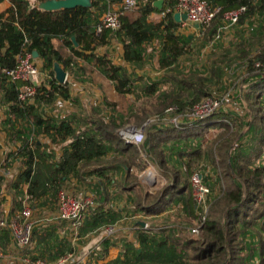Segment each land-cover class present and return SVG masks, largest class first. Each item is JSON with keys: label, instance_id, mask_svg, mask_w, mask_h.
I'll list each match as a JSON object with an SVG mask.
<instances>
[{"label": "trees", "instance_id": "trees-1", "mask_svg": "<svg viewBox=\"0 0 264 264\" xmlns=\"http://www.w3.org/2000/svg\"><path fill=\"white\" fill-rule=\"evenodd\" d=\"M2 1L4 0H0V3ZM6 1L10 6L0 13V92L8 114L5 123L11 131L7 133L8 138L12 140L17 137L20 142L18 150L6 156L11 158L14 155L13 159L17 158L20 164L14 180L4 187V190L7 189L12 194L14 209L19 210L25 200L35 211L43 207L49 198L54 206L57 189L63 187L69 178L80 181L86 177H95L98 179L96 205L85 213L78 235L114 225L119 214L107 207V203L111 198V188L116 187L117 183L113 175L120 170L124 177L118 187L135 191L137 211L156 214L162 207L170 204L174 195L179 194V201L185 202L183 212L192 221L196 217L189 180L201 157L183 165L182 175L179 168L175 169L174 162L175 158H182L187 153L181 151L177 154L168 148L181 140L203 138L212 129H216L210 155L214 156L217 167L220 168L223 188L219 195L212 198L198 235L192 234L190 230L189 233L178 230L174 234V230L166 229L163 238L155 241L140 234L138 241L141 252L134 250V254L137 261H145L144 264H264V166L250 167L247 159L239 151L236 152L243 134H247L253 127L259 128L264 120V70L254 67L256 61L264 63V42L252 56L246 52L247 49L250 51L249 44L255 36L241 39L237 44L244 49L242 58L247 70V77L241 82L247 85V78H254L246 89L243 88L242 107L246 112L243 121L221 114L219 110L201 121H183L176 127L170 125L149 130L146 133L147 146L143 144L139 148L121 140L116 129L127 122L141 125L155 114L161 115L169 105H176L182 113L186 112L195 103L210 97L208 88H203L205 77L197 76L195 80L198 86L191 85V100L183 102L177 97L173 101L158 100L148 104L151 109L146 108L147 103L138 110L133 102L124 100L119 103L105 97L103 108L111 114L108 118H101L100 112L93 109V118L86 117L87 125L91 126L89 130L87 126H81L80 122L74 124L72 119L62 118L58 122L49 119L39 110L44 105H53L57 97L70 99L67 83L59 84L56 81L53 65L57 63L67 74L76 75L85 71L84 67L78 65L77 58H92L99 73L114 82L118 94L124 96L133 93L134 82L127 71L106 56L97 57L93 54L97 48L106 45L110 37L120 39L123 60L127 64L141 62L147 46L154 40L161 44L158 52L159 67L175 63L189 50L193 39L176 35L180 23L174 20L170 12L157 23L150 22L147 18L151 13H161L167 7H172L177 0L165 1L161 10L156 9L151 2L143 4L138 8L139 16L136 19L122 16L117 31L102 29L100 33L96 32V26L106 8V0H90V7L87 8L57 11H43L39 7L48 0ZM206 1L213 8H220L210 24L200 29L206 43L214 39L217 30L225 23V13L242 6L246 10L238 18L237 25L256 18L257 28L249 31L255 33L264 28V0ZM72 37L74 41L71 40ZM263 37V33L257 35L262 41ZM54 41H59L67 48L69 55H64L62 49L54 45ZM24 50L36 52L35 60L41 62L42 70L49 75L46 81L49 89L42 83L36 86L32 102H20L17 96L22 83H13L1 73L2 69L13 68L16 56ZM87 52L88 55L85 54ZM150 88H154V85L147 89ZM123 107L125 117L112 114L115 112L117 115L118 110ZM129 107H132L134 114ZM16 121H22L21 129H16ZM42 136L62 146L60 156L56 157L53 152L44 148L39 141ZM141 151L148 162L165 174L170 172L173 178L159 194L144 193L140 185L137 174L146 167L140 156ZM4 167L12 169V165L8 163L3 164V170ZM3 181L4 177L0 176L1 185ZM24 185L27 189L23 193ZM185 192L190 193L182 197ZM3 200L0 197V202ZM158 206L160 207L157 208ZM36 228H39V224H35L32 231V241L36 236L37 247L44 235L38 236ZM179 231L184 232V235L179 236ZM8 237V232H0V239L7 241ZM103 243L108 246L106 239Z\"/></svg>", "mask_w": 264, "mask_h": 264}, {"label": "crops", "instance_id": "crops-1", "mask_svg": "<svg viewBox=\"0 0 264 264\" xmlns=\"http://www.w3.org/2000/svg\"><path fill=\"white\" fill-rule=\"evenodd\" d=\"M120 1L121 0H106V6L107 2H110L112 6L117 7L119 6ZM156 1L157 0H138L135 8L138 9L143 4L148 2L154 4ZM162 1L164 4V2L167 0ZM9 6L10 4L8 1H2L0 3V13L5 11ZM130 13L131 12L124 16H127L131 20H134L139 16V13H137L136 15H132V18L129 16ZM147 19L150 22L157 23L162 18L160 13H151ZM256 22V18H251L244 24L235 26L237 30H233L232 33H227L226 37H231L240 43L241 39L248 37V32H253L249 31V29L257 28ZM177 23H180V26L176 31V35L182 37L187 36L189 39H193L189 50L184 55H186L191 50V54L193 52L196 54L199 53L200 47L198 48V43L204 46L200 54L209 55L213 51L212 54L214 55L211 54V57L208 58L206 64L194 65V69H188L186 71L187 74H185V72L179 74L181 77L180 79L176 80L173 79L170 73L172 71L183 70L185 68V64L182 62L184 55H182V57H180L170 66L160 68L158 52L160 50L161 44H157V41L154 40L149 46H147L145 57L141 62L137 64H127L123 60V48L120 39L110 37L107 39L106 45L97 48L93 54L97 57L106 56L115 65H118L127 71L134 82L133 93L125 94L124 96L118 94L115 90L114 82L106 79L99 73L98 69L92 62V58H88L87 60H84L83 58H77L76 60L78 65H80L82 68L84 67L85 71L83 70L81 73L76 75L72 73L68 75L69 87H72V90H70L67 83L70 99L63 100L62 98L57 97L53 105H44L39 111L45 114L47 118H51L57 122L62 118L72 119L74 124L80 122L82 124L81 126H87V129L89 130L91 129V126L87 125L86 117L93 118V109H97L100 112L101 118H108L111 114L110 111L103 108L102 103L105 97L110 101L119 103L124 102V100L133 102L135 103L138 110L146 103V108L151 109V107L148 105L149 103H156L158 100L163 102L173 101L175 100L174 97H177L178 100L184 102L185 100H191V92L193 91L191 85L194 84L193 86L197 87L198 83L195 79L197 76H201L205 77V80L203 81V88H208L210 93L211 86H218V94L224 89L223 86L229 87V89L224 90L222 93L223 96L219 97L224 99L226 102V107H222L219 112L221 114L232 116L237 121H243V117L246 114L244 108L242 107V95L244 93L243 88L246 89V86L254 81L252 76L247 78V85H244L240 80L244 74V77H247V72H245L247 71L246 64L243 62L242 58V51H244L243 47L238 46L237 43L235 45V51L232 50L231 53L227 52L226 50L222 51V48H219L221 45L218 44H222V46L225 47L226 43L228 42L226 41L225 36H222L221 40L219 41L212 40L211 42L206 43L204 41V36L200 31H197L194 27L190 26L184 21ZM189 28L191 30H189ZM190 33H194V35H191ZM54 45L61 48L64 55H69V50L64 48L59 41H54ZM192 47L194 49H192ZM217 49L218 51H216ZM246 53L252 56L256 52L250 53V51L247 49ZM85 54L88 55V52ZM36 62L38 65H41L40 61L36 60ZM236 68L239 71H234ZM219 71H222L223 75L222 72ZM97 74H99L100 77L98 76L93 82V77ZM183 74H185V76L182 78ZM215 77H218V84L213 81ZM152 85H154V88H150V90H148L147 88ZM89 90L98 94V96H96L98 98L96 99L95 96L91 95ZM70 91H74L73 94H71ZM88 100L93 105L90 110H86L84 112L82 111L83 108L79 109V106L83 107L84 102H87ZM60 102H65V104L70 102L78 108L75 110L72 109L68 112L66 111L65 115L63 112H55V107L57 104L59 105ZM94 103H97V105L94 106ZM124 105L125 103L123 106ZM173 106L177 107L176 105L167 106L161 117L165 116L166 109ZM129 108L131 110L130 112L134 114L132 107ZM178 109L179 108L177 107L176 115L178 113H182V111ZM118 111L119 112L117 115L115 112L112 114L114 116H126L124 113L125 107ZM173 115L175 114H171L170 116ZM154 116L158 115L155 114ZM154 116H152L151 119H153ZM7 117L8 114L6 105L4 104L0 92V164L4 159H6V163L12 165L13 169V171L10 169L12 171L11 178L4 179L2 185L0 184L2 187L0 188V197L4 198L1 206L2 210L4 211H8L13 203L12 194L8 193L7 189L4 190V187L14 180L17 171L20 169L18 159H13L14 155H12L11 158L6 157L8 154L16 152L20 147V142L17 141V137L12 140L8 138L9 136L7 133H10L11 131L9 125L5 123ZM222 117L224 116L222 115ZM15 124L16 129H21L23 126L22 121H16ZM123 125H130L143 129L144 141L140 145H134L139 148L143 144H146L147 146L146 139H148V136L146 133L149 130L164 127V125L160 123H152L147 127L144 126L143 123L141 125H136L133 122H127ZM262 127H264V120L259 128H251L250 131L247 134H243L242 138L239 140L240 146L236 152L239 151L242 156L247 159V163L250 167L264 166V129H262ZM215 135L216 129H212L208 136L198 139L191 138L187 140H181L171 144V148H168V150L176 152L177 154L181 153V151L187 153L184 156H181L182 158H175L176 160L174 162L175 169L178 170L179 168L178 171H180V174L182 173V175L183 172L181 171V167L183 165L190 163V161H195L198 156L201 157L198 161H200L201 164L207 168L206 172H203V174L205 182L211 189V198L219 195L223 188L220 168L217 167L214 156L210 155V150L213 148L212 144ZM39 141L44 146V148H46V150L53 152L56 157L61 155L62 146L60 144L51 142L50 139L45 136H42ZM140 153L141 158L146 163V167L143 170L147 173V176L149 173H154L159 177L158 184L155 186V188L153 187L154 189L151 187L152 185H145L147 191L144 188L143 191L144 193L148 192L149 194L155 195V192L161 187L171 183L173 178L170 172L165 174L153 163L148 162L144 152L141 151ZM123 177V172L120 170L119 173L113 175V178L117 181V183L116 187L111 188V198L107 203V207L112 208L114 211H116V213L119 214V219L114 225H108L106 227L99 228L96 231L85 233V235H78V237L75 238L74 228L68 222L57 220L56 206L55 204L53 206L49 202L51 201L49 198L43 207H39L37 210L33 211V218L40 221L37 223L39 224V228H36L39 232L38 236L44 235L40 245L36 247V236L31 242V245L24 249L15 247L10 236L8 237L7 241L0 239V264H26V259H31L34 257H43L48 261H56L68 253L73 255V258L69 264H144L145 261L139 263V261L136 259L137 256L134 254V250H137L138 253L141 252L138 241V236L140 234H144L150 239L159 241L163 238V232L166 229L174 230V234L178 230H185L187 233H189V230L193 226L195 220L190 221L187 218L186 213L183 212L185 202L179 201L181 198L179 194L174 195L170 204L165 208L162 207L161 211L156 212V214H145L135 209V191L133 190V192L123 190L122 188L118 187L122 183ZM96 183H98V179L95 177H86L80 181L69 178L64 183L63 187L57 189V191L65 190L77 198L85 196L95 197V191L97 190ZM215 184H218V189L215 187ZM158 187L160 188L157 189ZM22 188V192H26L27 186L24 185ZM187 193L189 195L190 192H185L182 197H185ZM159 207L160 206L157 208ZM147 223L148 227L144 229L143 226L145 224L147 225ZM109 226L114 227L115 230L111 235H108L105 232V229ZM183 235L184 232L181 233L179 231V236ZM105 239L108 241V246L103 243ZM154 244L152 246H154ZM60 250L63 251L61 252ZM59 253L61 254L59 255Z\"/></svg>", "mask_w": 264, "mask_h": 264}, {"label": "built area", "instance_id": "built-area-1", "mask_svg": "<svg viewBox=\"0 0 264 264\" xmlns=\"http://www.w3.org/2000/svg\"><path fill=\"white\" fill-rule=\"evenodd\" d=\"M138 0H121L119 6L114 7L110 2H107L105 11L103 12L99 23L96 26V32L100 33L102 29H110L117 31L120 28V18L129 12H132ZM245 7H240L235 11L225 13V23L217 30L214 41H219L222 34L230 27L236 26L238 18L245 12ZM220 11L219 7H212L206 0H177L172 7H167L160 13L163 18L167 13L186 15L187 19L184 21L190 26L198 25L196 29L200 31L201 28L206 27L214 19L216 14ZM256 69L264 70V63L256 61L254 63ZM13 83H22V87L18 91V100L20 102H32L36 95V86L39 84L47 85L49 78L48 72L42 70L41 65H38L33 58L32 53L24 50L16 56L15 66L11 69H2L1 71ZM67 76V74H66ZM66 81V80H65ZM65 83V82H64ZM63 83V84H64ZM224 99H217L210 96L202 99L200 102L192 105L186 112L178 113L176 115L177 107H169L165 111V116L161 119H153V123H160L162 125L178 126L180 122H196L207 119L214 115L222 108ZM171 114H175L170 116ZM118 137L129 145H140L144 141V133L142 128L126 125L116 130ZM147 177V175H146ZM158 176L146 182L147 186L152 188L158 184ZM146 179V178H145ZM144 179V181H145ZM191 196L194 202L195 221L190 228L192 234H198L202 227L211 198V189L204 180V174L200 169L193 171L190 176ZM150 187V188H151ZM154 189V188H153ZM57 220L68 222L74 228V237H78L79 228L83 224V218L88 209L95 206L94 200L91 196L81 198L74 197L72 194L65 190H58L56 192ZM39 220L33 218V210L27 203L22 202L21 208L14 209V205L0 214V232H8L13 245L19 249L27 248L32 242V231L34 225L39 223ZM147 228L146 225L143 226ZM114 227H107L106 234L111 235L114 233ZM73 255L68 253L56 261H48L45 258L34 257L26 259V264H69ZM97 264V263H96Z\"/></svg>", "mask_w": 264, "mask_h": 264}, {"label": "rangeland", "instance_id": "rangeland-1", "mask_svg": "<svg viewBox=\"0 0 264 264\" xmlns=\"http://www.w3.org/2000/svg\"><path fill=\"white\" fill-rule=\"evenodd\" d=\"M138 13V9H134V11H132L130 14H129V16H131L132 18H133V16L132 15H136ZM258 23V20H257V22H256V24ZM238 26V25H237ZM259 26V25H258ZM261 26H263L262 25V23H261ZM189 30H191L190 28H189ZM233 30H237L236 28H235V26H233V27H230L228 30H226L224 33H226V34H222L223 36H225V38H226V41H228L227 43H226V45H225V47H223L222 46V44H218V45H221V46H219V48H222V51L223 50H226L227 52H229V53H231L232 52V50L233 51H235V45L238 43L236 40H234V39H232L231 37H226L227 36V33H232V31ZM249 30H251V29H249ZM241 31V30H240ZM264 34V28H263V30H258V32H255V33H252V32H248V37H244V39H248V38H250V37H252V36H255V37H252L253 38V40L250 42V44H249V48H250V53H254V52H256V51H259V49H260V47H261V44L264 42V41H262L260 38H257V35H261V34ZM191 34V33H190ZM191 35H194V33H192ZM264 38V37H263ZM213 41H214V39H213ZM198 45V48L200 47V50H199V53H195V52H193L192 54H191V52H192V50L191 51H189L186 55H184V57H183V59H182V62L185 64L184 65V69L183 70H175V71H172L170 74H171V76L173 77V79H180V77L181 76H179V74H181V73H183V72H185V74H187L186 73V71L188 70V69H190V70H192V69H194L193 68V66L194 65H202V64H206L207 63V61H208V58H210L211 57V54L213 53V51L209 54V55H207V54H200V52L202 51V48H204V46H202L200 43H198L197 44ZM194 48H195V46H194ZM193 47H192V49H194ZM218 48V47H217ZM256 50V51H255ZM195 51V50H194ZM216 51H218V49L216 50ZM217 53V52H216ZM212 55H214V54H212ZM204 56V57H203ZM234 59V58H233ZM211 63H212V61H211ZM237 64V63H236ZM235 70H238L237 68L236 69H234V71ZM239 71V70H238ZM219 72H222V71H219ZM245 72H247V71H245ZM67 74V73H66ZM169 74V75H170ZM185 74H183V76H182V78L185 76ZM221 74V73H220ZM68 75L69 74H67V76H66V81H65V83H68V87H69V80H68ZM222 75H223V72H222ZM245 75V74H244ZM244 75L242 76V78L240 79V80H242L243 79V77H244ZM100 77V75L99 74H97L96 76H94L93 77V82H94V79H96L97 77ZM189 76V75H188ZM218 76V75H217ZM213 81L215 82V83H217L218 82V77H215L214 79H213ZM213 82V83H214ZM64 83V84H65ZM218 84V83H217ZM224 87V89L221 91V93H219L218 94V86H215V87H213V86H211V95L210 96H214L215 98H217V99H222V98H219V97H222L223 95H222V93L224 92V90H227V89H229V87H227V86H223ZM72 87L70 86L69 87V89L70 90H72L71 89ZM214 88V89H213ZM103 89V88H102ZM90 91V90H89ZM74 92V91H73ZM73 92L72 91H70V93L71 94H73ZM91 92V91H90ZM91 95H93V96H95V98L97 99L98 97H96V96H98V94H96L95 92H91ZM95 105H97V103H94V106ZM226 102L224 101V104H222V107L223 108H225L226 106ZM93 105L90 103V101L88 100L87 102H84V105H83V107H81V106H79V109L80 108H83L82 109V111H86V110H90V108L92 107ZM78 107L77 106H74L73 104H71L70 102L68 103V104H65V102H60L59 103V105L57 104V106L55 107V112H63V114L65 115V113H66V111L68 112V111H70V110H75V109H77ZM83 112V113H84ZM164 113V112H163ZM163 113L161 114V115H158V116H154L155 118H158V117H160L161 118V116L163 115ZM154 118V119H155ZM152 120L153 119H151V118H149V119H147L146 120V122L145 123H143V125L144 126H148V125H150V124H152L153 122H152ZM123 126H125V125H123ZM123 126H121V127H123ZM117 134V133H116ZM6 163V159H4L2 162H1V164H0V176H3L4 177V179H10L11 178V176H12V171H13V169H11V170H8V168L7 167H4V170H3V164H5ZM197 167H196V169L195 170H197V169H200L201 171H202V173L203 172H206V170H207V168L205 167V166H203L202 164H201V162L199 161L198 163H197V165H196ZM194 170V171H195ZM145 171L143 170V171H140V172H138V174H137V177H138V180H139V182H140V185H141V187H142V189L144 188L145 190L147 189L146 188V186H145V184H147L146 182H149V181H151L150 179H149V177L147 176L146 177V175H147V173L145 172ZM153 175H155L154 173H152ZM146 178V179H145ZM144 179H145V181H144ZM218 186V184H215V187H217ZM155 188V187H154ZM160 187H158L157 189H159ZM164 188V186L163 187H161L158 191H156L155 193L156 194H159V192L162 190ZM149 189V188H148ZM217 189H218V187H217ZM147 191V190H146ZM155 194V195H156ZM92 197V196H91ZM93 198V200H94V203L96 202V200H95V197H92ZM2 203H3V201H1L0 202V214H3L4 213V210H2ZM96 204V203H95ZM196 219V218H195ZM194 219V220H195ZM146 225V224H145ZM147 227H148V223H147V225H146ZM194 235H198V234H194Z\"/></svg>", "mask_w": 264, "mask_h": 264}, {"label": "water", "instance_id": "water-1", "mask_svg": "<svg viewBox=\"0 0 264 264\" xmlns=\"http://www.w3.org/2000/svg\"><path fill=\"white\" fill-rule=\"evenodd\" d=\"M153 6L158 9L161 10L162 6H163V1L162 0H157ZM39 7L43 10V11H57V10H65V9H74L76 7H83V8H87L90 7V0H48L46 2H43L39 5ZM174 20L176 22H180V21H185L187 19L186 15H179V14H174L173 15ZM195 29H198L199 26L198 25H194ZM72 41H74V37L71 38ZM76 46V44H75ZM33 58L36 59L37 58V54L36 52L32 53ZM53 71L55 74V79L59 84H63L66 80V72H64V70L57 64L54 63L53 65Z\"/></svg>", "mask_w": 264, "mask_h": 264}, {"label": "bare ground", "instance_id": "bare-ground-1", "mask_svg": "<svg viewBox=\"0 0 264 264\" xmlns=\"http://www.w3.org/2000/svg\"><path fill=\"white\" fill-rule=\"evenodd\" d=\"M148 177H149V179H150L151 181H153L152 179H153L154 177H156V174L153 175L152 173H149V174H148Z\"/></svg>", "mask_w": 264, "mask_h": 264}]
</instances>
